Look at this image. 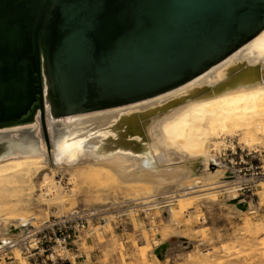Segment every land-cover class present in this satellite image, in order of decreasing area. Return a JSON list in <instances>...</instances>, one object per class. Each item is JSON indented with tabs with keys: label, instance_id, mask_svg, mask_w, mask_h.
I'll use <instances>...</instances> for the list:
<instances>
[{
	"label": "water",
	"instance_id": "1",
	"mask_svg": "<svg viewBox=\"0 0 264 264\" xmlns=\"http://www.w3.org/2000/svg\"><path fill=\"white\" fill-rule=\"evenodd\" d=\"M263 29L264 0H0V159L38 152L44 139L51 154L47 117L171 90ZM148 123L138 140H106L103 153L131 149L157 165Z\"/></svg>",
	"mask_w": 264,
	"mask_h": 264
},
{
	"label": "bare ground",
	"instance_id": "2",
	"mask_svg": "<svg viewBox=\"0 0 264 264\" xmlns=\"http://www.w3.org/2000/svg\"><path fill=\"white\" fill-rule=\"evenodd\" d=\"M233 81L238 85L231 84ZM143 111L151 112L150 116L138 115ZM146 119L150 120L147 130L152 140L146 146L157 165L145 164L147 155L131 149L117 148L103 153L101 148L106 140L124 142L142 138L146 134ZM46 123L51 154L44 139L38 152L0 159V205L11 208L16 202L37 205L46 202L50 207L48 195L61 199L67 189L56 180L57 170L63 169L71 180L82 175L100 177L106 171L122 183L152 188L154 205L165 206L170 219L174 218L177 213L172 203L176 193L193 197L210 184L229 191L239 189L241 185L228 178L221 165L211 167L217 154L235 148L238 136L253 144L264 141V29L228 57L178 87L138 102L61 120L49 116ZM49 160L57 166L53 173L46 169ZM85 161L98 167L97 171L86 172L78 166ZM39 173H43L40 186L47 191L36 197L35 177ZM238 198V202L225 203L245 211L240 208L243 202L251 212L257 211L256 202ZM194 199H187L185 205L190 206ZM99 204L102 206L103 202ZM27 221L24 216L1 218L0 248L14 242L16 235H22ZM249 227L252 237L247 242L252 243L260 232L255 225ZM175 243L182 249L185 247L178 233L169 237L170 247ZM233 247L221 245L214 251L226 264H232L229 252ZM148 264L171 263L149 260Z\"/></svg>",
	"mask_w": 264,
	"mask_h": 264
},
{
	"label": "rangeland",
	"instance_id": "3",
	"mask_svg": "<svg viewBox=\"0 0 264 264\" xmlns=\"http://www.w3.org/2000/svg\"><path fill=\"white\" fill-rule=\"evenodd\" d=\"M36 131L42 133L41 126ZM235 145V148H226L217 154L211 167L216 169L217 164L221 165L228 172V178L243 186L251 180L256 166L264 164V141L253 144L238 136ZM78 166L86 172H96L98 168L88 161ZM56 168L49 160L47 171L53 173ZM55 173L56 180L68 190H64L61 199H53L54 195L49 194L50 207L46 202L43 205L16 202L11 208L0 205V219L24 216L28 220L24 233L0 248V264H68L69 261L54 256L51 251L43 252L33 246L35 236L32 231L55 217L83 210L102 215L99 224L91 223V237L82 245L84 253L89 255V262L91 258H97L101 264H148L149 260H164L171 264H211L217 260L218 264H226L214 249L234 245L229 252L232 264H264V183H260L264 177L251 190L229 191L218 184H210L203 186L193 197L176 193L172 206L177 216L170 219L165 206L154 205L152 188L148 186L122 183L106 171L100 177L82 175L77 180H71L63 169ZM42 174L35 177L36 197L47 191L40 186ZM238 197L256 202L257 211L251 212L245 204L240 205L245 211H239L235 205L225 203ZM192 198H195L192 204L186 206V200ZM99 201L103 202L102 206ZM248 224L255 225L260 232L250 241L252 243L247 242L252 237V228ZM115 230L129 235L125 243ZM176 233L189 242H184L183 249L175 243L161 256L157 242L168 243L169 237Z\"/></svg>",
	"mask_w": 264,
	"mask_h": 264
},
{
	"label": "built area",
	"instance_id": "4",
	"mask_svg": "<svg viewBox=\"0 0 264 264\" xmlns=\"http://www.w3.org/2000/svg\"><path fill=\"white\" fill-rule=\"evenodd\" d=\"M263 177L264 164L257 165L249 183L241 185L239 189L251 190ZM101 216V214L83 210L48 220L32 231L35 236L33 246L43 252L51 251L54 256L69 261L68 264H101L97 258H91L89 262V255L82 250V245L91 237V223L99 224Z\"/></svg>",
	"mask_w": 264,
	"mask_h": 264
},
{
	"label": "crops",
	"instance_id": "5",
	"mask_svg": "<svg viewBox=\"0 0 264 264\" xmlns=\"http://www.w3.org/2000/svg\"><path fill=\"white\" fill-rule=\"evenodd\" d=\"M115 233L117 234V236L119 237V239L121 240V241H123V243H125L126 242V238H128V234H126V232H120V231H118V230H115ZM166 242L165 241H158L157 242V244H156V246H157V248H159V247H161L163 244H165ZM164 253H165V251L163 250V249H161L160 250V255L161 256H164Z\"/></svg>",
	"mask_w": 264,
	"mask_h": 264
}]
</instances>
